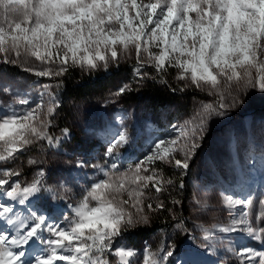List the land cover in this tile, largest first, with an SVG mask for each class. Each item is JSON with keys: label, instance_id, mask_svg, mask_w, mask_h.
<instances>
[{"label": "snow or ice", "instance_id": "6c2138e0", "mask_svg": "<svg viewBox=\"0 0 264 264\" xmlns=\"http://www.w3.org/2000/svg\"><path fill=\"white\" fill-rule=\"evenodd\" d=\"M133 54L138 83L153 78L145 69L163 77L171 68L178 81L187 82L184 87L206 90L217 102L203 104L194 121L173 125L176 135L157 139L128 167L121 155L132 140L126 129L117 131L100 161L76 159L74 168L99 177L76 191L65 180L50 184L43 160L28 159L39 167L31 180L20 179L23 153L34 146L58 149L70 136L68 128L60 136L50 131L59 108L52 85L43 84L35 102L4 85L0 91L11 102L0 107V264H264V192L254 199L252 191H222L218 207L227 210V222H198L193 231L162 198L185 189L183 178L208 120L238 107L249 91L264 93V0H0L2 64L54 79L69 67H118ZM131 90L123 84L112 95ZM157 161L172 165L179 182L166 178ZM45 194L63 201L67 211L59 217L46 213L38 206ZM192 203L197 211L210 208L196 195ZM171 204L183 207L176 197ZM163 211L177 230L199 239L193 258H181L172 243L146 246L142 253L117 244ZM208 255L217 259L195 258Z\"/></svg>", "mask_w": 264, "mask_h": 264}, {"label": "rangeland", "instance_id": "374dc122", "mask_svg": "<svg viewBox=\"0 0 264 264\" xmlns=\"http://www.w3.org/2000/svg\"><path fill=\"white\" fill-rule=\"evenodd\" d=\"M131 63L134 65L130 66ZM119 65L122 69L118 74L109 76L110 82L102 93L92 96L90 90L84 88L78 97H72L69 96L71 93L68 88L59 94L56 92L57 83L66 74L54 79L37 78L20 67L0 63V89L9 85L20 95H30L35 102L39 100V93L44 91L42 85H52L51 91L59 103L54 121L64 118L73 133L58 149H40L34 146L23 153L18 162L22 169L20 179L31 180L39 167L28 165V159L43 160L44 163L40 166L48 170L46 179L50 184L65 180L73 185L74 190L79 191L82 185L99 177L91 169L81 171L74 168L76 159L82 157L90 162L100 161L104 146L117 131L126 129L132 140L130 145L122 149L121 155L123 166L128 167L142 159L157 139L176 135L173 125L180 126L194 121L203 104L217 102V97L209 95L206 90L191 85L184 87L187 82L176 79L175 69L170 68L163 77L157 76L154 69H145L153 78L138 83L134 74V54L132 59H122ZM69 68L73 70L70 73L80 78V81H72V85L76 86L86 80L87 74L107 76L109 71L100 69L88 72L79 67ZM66 79L70 80L69 77ZM123 84H129L132 90L119 98L113 96L112 93ZM152 85L165 87L170 91L176 89L175 96L164 105L153 104L150 91ZM44 99L45 102L48 101L47 96ZM10 102L11 98L0 91V107ZM129 152H134V157L126 158L125 154ZM155 167L166 178L179 182L178 171L172 165L157 161ZM183 179L186 184L183 191L173 190L171 196L164 193L162 198L166 208H173L177 217L186 221L190 231L194 230V225L198 222L206 225L217 220L227 222V210L218 207L222 191L243 195V189L244 192L252 191L255 194L254 199L260 197L264 192V93L249 91L238 107L229 109L225 115H214L208 120L201 147L197 149L190 162L189 172ZM194 195L206 200L210 208L195 210L192 203ZM171 197L183 201V214L179 215V206L173 207ZM40 205L46 213L54 217L67 211L63 201L52 200L46 194L41 197L38 206ZM256 210L254 208V212ZM157 219L159 222H154ZM175 224L176 221L168 211L153 214L149 225L130 229L117 244L132 247L142 253L146 246L156 249L162 243H172L181 258L191 259V254L198 252L196 245L200 241L197 239L193 242L188 235L177 230ZM194 234L197 237L200 235L198 231H194ZM195 258L206 261L217 259L211 255Z\"/></svg>", "mask_w": 264, "mask_h": 264}, {"label": "trees", "instance_id": "16d2710c", "mask_svg": "<svg viewBox=\"0 0 264 264\" xmlns=\"http://www.w3.org/2000/svg\"><path fill=\"white\" fill-rule=\"evenodd\" d=\"M129 65L133 66L134 64L131 63ZM69 69L70 70L66 73L67 76H64V79L60 81L59 87L56 90V92L59 94V93L63 92V90L65 88H68L69 92L71 93L69 96L78 97V94L80 93V91H83L84 88H86V89L90 90L92 96H96L97 94L102 93L106 89V87L108 86V84L110 82L108 80L109 76L118 74L120 72V70L122 69V66L119 65L118 67H116V66L110 67L108 69L109 71H108L107 76H103V75L96 74V73L87 74L85 77L86 80L79 82L78 86L72 85V81L73 80L80 81V78L76 74L70 73V71L72 72L73 70L71 68H69ZM67 77H69L70 80H67L66 79ZM150 91L152 93L151 96H153L151 98V101L153 102V104L164 105L168 101H171V97L175 96L174 91H170V89L168 90V88H165V87L159 88V87L152 85L150 88ZM64 128H68L70 130V128L67 127L64 118H62V119L57 118V120L54 121L53 126L50 129V131L52 132L53 135L59 136V134L60 135L62 134L61 130ZM70 136H73V133L70 132ZM178 210L181 212L179 215L183 214V212H184L183 208L179 207ZM154 222H159V221L157 219ZM186 226L188 227V224H186Z\"/></svg>", "mask_w": 264, "mask_h": 264}, {"label": "built area", "instance_id": "2783aa9c", "mask_svg": "<svg viewBox=\"0 0 264 264\" xmlns=\"http://www.w3.org/2000/svg\"><path fill=\"white\" fill-rule=\"evenodd\" d=\"M134 155H135L134 152H129V153H126V154H125V157H126V158L134 157ZM122 159H123V157H122Z\"/></svg>", "mask_w": 264, "mask_h": 264}]
</instances>
